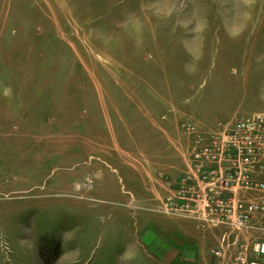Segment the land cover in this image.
I'll use <instances>...</instances> for the list:
<instances>
[{"label": "rangeland", "instance_id": "374dc122", "mask_svg": "<svg viewBox=\"0 0 264 264\" xmlns=\"http://www.w3.org/2000/svg\"><path fill=\"white\" fill-rule=\"evenodd\" d=\"M254 116L264 0H0V264H264V149L202 138Z\"/></svg>", "mask_w": 264, "mask_h": 264}, {"label": "built area", "instance_id": "2783aa9c", "mask_svg": "<svg viewBox=\"0 0 264 264\" xmlns=\"http://www.w3.org/2000/svg\"><path fill=\"white\" fill-rule=\"evenodd\" d=\"M185 129L193 135V140L195 139L196 147L194 148V153L196 157L195 161L197 163V143H199V140L197 139H201L200 137L202 136L196 132L194 126L191 124H187ZM202 138H209L218 142L220 146L219 151H221L222 148H226L230 154L234 153L237 155L240 153V157H244V164L238 169L237 174L244 178V180H247L251 170L255 168L258 155L262 152V149H264V119L254 116L246 121L242 120L233 122L229 125H221L219 132L215 133V136H206ZM229 148H231V150ZM211 151L214 152L215 149H211ZM239 164H241V162H239ZM194 176H196L197 180H200L197 174H194L191 178H180L179 181L186 185L189 180L195 181ZM183 194V198H185L189 195H196L197 191L195 187L193 188L191 186L188 190L186 188V190L183 191ZM226 195L227 193L221 190L218 186L212 187L209 191H204L200 196L202 199L200 204L197 205V203L191 202L188 199L189 202L184 204L183 207L190 209L194 206H198L202 210L204 209L206 212L216 215L244 207L242 204H238L232 197L229 199L225 198ZM247 209L252 212L257 209V206L251 205L248 206ZM245 219H249V215L241 217L239 221L240 224L247 223ZM256 252L264 255V244H259L256 247Z\"/></svg>", "mask_w": 264, "mask_h": 264}]
</instances>
